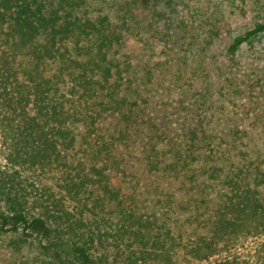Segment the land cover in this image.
<instances>
[{
  "label": "trees",
  "instance_id": "obj_1",
  "mask_svg": "<svg viewBox=\"0 0 264 264\" xmlns=\"http://www.w3.org/2000/svg\"><path fill=\"white\" fill-rule=\"evenodd\" d=\"M92 1L0 0V232L15 235L16 247L35 243L40 264H114L109 250L118 248L127 264H186L179 251L246 264L229 251L264 236V169L247 158L246 128L194 115L178 138L167 115L159 127L149 120L116 57L121 33ZM263 33L264 21L255 23L226 52ZM144 139L146 165L173 188L160 203L182 226L137 210L143 192L138 176L127 180L119 149Z\"/></svg>",
  "mask_w": 264,
  "mask_h": 264
},
{
  "label": "rangeland",
  "instance_id": "obj_2",
  "mask_svg": "<svg viewBox=\"0 0 264 264\" xmlns=\"http://www.w3.org/2000/svg\"><path fill=\"white\" fill-rule=\"evenodd\" d=\"M126 1L94 0L92 9L106 13L112 27L121 33L116 57L138 92L135 95L131 90L132 97L144 106L148 101L146 117L159 127L167 115L176 137L182 132L179 124L194 119V115L214 128L223 123L238 124L247 132L241 141L254 146V150L246 148L247 158L264 169V33L236 54L226 52L233 37L264 21V0H172L169 5L155 4V8L146 0L133 4ZM124 85V91H129ZM113 120L107 114L104 123L110 126ZM146 142L139 140L132 148L119 149V157L125 158L127 180L138 176V189L143 192L137 210L146 217L153 216L156 225H162L163 219L171 227L182 226V219L174 225L175 216L160 203L173 188L169 185L162 189L165 182L158 179L160 174L146 165ZM4 166L0 140V167ZM54 180L51 175L43 177L46 183ZM15 239L13 234L0 232V264H40L36 244L16 247ZM262 248L264 236L240 240L229 252L246 264H257L264 258ZM109 254L114 264H127L128 255L121 249H111ZM177 256L186 264H214L218 259L214 256L208 262H197L186 258L182 251Z\"/></svg>",
  "mask_w": 264,
  "mask_h": 264
}]
</instances>
